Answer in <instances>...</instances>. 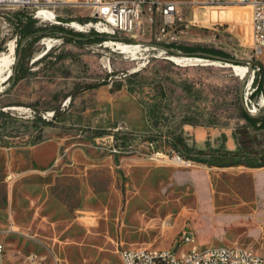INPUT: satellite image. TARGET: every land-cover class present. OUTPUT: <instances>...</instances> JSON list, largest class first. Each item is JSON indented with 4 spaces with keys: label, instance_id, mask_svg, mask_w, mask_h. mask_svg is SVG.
I'll return each instance as SVG.
<instances>
[{
    "label": "rangeland",
    "instance_id": "obj_1",
    "mask_svg": "<svg viewBox=\"0 0 264 264\" xmlns=\"http://www.w3.org/2000/svg\"><path fill=\"white\" fill-rule=\"evenodd\" d=\"M159 1L179 2L174 23L163 30L160 14L155 15L152 32L137 40L141 47L135 55L107 42L116 39L90 43L54 31L83 35L67 24L76 16L86 19L85 8H60V18L48 22L34 18L31 10L0 6V56L11 60V76L24 74L15 85L11 76L0 84L3 264H120L122 249L178 250L183 232L201 248L238 246L264 254V164L240 160L217 166L196 159L197 150L241 148L237 132L249 125L245 109L264 108L262 94L252 98L262 69L249 87L252 72L242 78L230 63L200 52L170 54L153 46L216 48L250 71L254 62L264 65V51L259 57L254 52L250 9L237 3ZM30 18L34 30L49 33L25 38L22 24ZM173 56L202 61L179 64ZM101 94L115 100L111 111L95 103ZM67 99V110L110 112V125L122 119L144 135V142L166 141L172 145L169 153L178 150L197 162L183 167L147 153L111 156L90 130L50 129L40 116L18 111L54 110L58 117ZM248 130L257 136L251 142L256 150L264 151V130ZM40 140L55 144V161L43 174L23 172L22 151Z\"/></svg>",
    "mask_w": 264,
    "mask_h": 264
},
{
    "label": "built area",
    "instance_id": "obj_2",
    "mask_svg": "<svg viewBox=\"0 0 264 264\" xmlns=\"http://www.w3.org/2000/svg\"><path fill=\"white\" fill-rule=\"evenodd\" d=\"M195 4L224 5L237 3L250 9L252 41L255 56L263 55L264 51V0H194ZM0 6L17 7L32 11L34 18L54 22L60 18L57 12L60 8H85L86 19L77 16L67 24L74 31L82 34L97 32L117 37L114 44L122 43L127 46L139 45L137 42L146 30L152 32L155 15L160 14L163 30L174 23L175 13L178 10L177 1L159 0H0ZM71 24V26H69ZM154 46V45H153ZM191 59V58H190ZM252 78L261 70V64L252 65ZM247 85V87H248ZM248 87V88H249ZM71 104L67 99L62 105L66 111ZM249 112H257L255 106L248 108ZM20 114L29 113L32 118L40 116L43 121L55 122L56 112L46 111L37 113L31 108L18 109ZM97 145L111 156H121V152L128 155L147 153L152 159L169 161L173 160L183 167H192L196 160L177 153H169L166 141L144 142V135L130 130L124 123L117 122L103 133L94 136ZM165 142V143H164ZM178 250L139 247L122 249L120 259L123 264H264V254L253 251L251 248L236 246V250H228V246H208L201 248L196 244L194 236L183 232L177 240ZM191 244V249L186 251L185 245ZM5 243L0 232V264L4 262ZM107 264V263H106Z\"/></svg>",
    "mask_w": 264,
    "mask_h": 264
},
{
    "label": "trees",
    "instance_id": "obj_3",
    "mask_svg": "<svg viewBox=\"0 0 264 264\" xmlns=\"http://www.w3.org/2000/svg\"><path fill=\"white\" fill-rule=\"evenodd\" d=\"M35 21L30 18L25 24H22L23 34L25 38L36 36L39 37L40 33H49V32H41L40 30H34ZM54 31L62 36H71L77 40L83 41L87 40L90 43L94 42H103L109 39H117L115 36H110L107 34H99L97 32H91L89 34H83L81 36L78 35H70L69 33L65 32L63 29H54ZM82 34V33H81ZM159 48H163L170 54H182V55H194L196 53H201L203 57L210 58L214 60H219L222 58L231 59L230 56L216 48H206V47H194V46H184L178 45L175 43L170 44H162V45H154ZM179 51V52H178ZM21 59V57H20ZM258 62H254L253 65L255 66ZM260 64V62H259ZM262 73L258 74L254 80L255 91L253 92L252 98H255L259 95H263L264 97V65L261 64ZM24 77V74L18 76L16 72L11 76L13 80V85H15L21 78ZM261 77V78H260ZM108 84L107 82L101 83L97 86L93 87H100L102 85ZM120 84L117 86V90H120ZM244 118L248 122V126L241 128L238 130V135H240L239 143L241 148L238 151H220V152H211L205 150H197L196 151V159L198 161L203 162H210L217 166L223 165H230L237 161L244 160L249 165H261L264 164V151L256 150L254 145L251 143L253 140L257 139V136H251L248 130L249 126L253 127L256 131L264 130V108L259 110L257 113H250L246 109L244 111ZM50 125V124H46ZM94 136L99 135L104 132V130H90Z\"/></svg>",
    "mask_w": 264,
    "mask_h": 264
},
{
    "label": "crops",
    "instance_id": "obj_4",
    "mask_svg": "<svg viewBox=\"0 0 264 264\" xmlns=\"http://www.w3.org/2000/svg\"><path fill=\"white\" fill-rule=\"evenodd\" d=\"M114 99H111L109 96L105 94H101L100 98L95 99V103L98 105H105L109 111L111 108V103L114 102ZM97 109L91 110V112H80L77 110H67L62 112L55 122H47L44 121V125L50 129H65L67 127L74 128H85L87 130H107L111 128L115 123L122 122L124 123L130 130L134 131L129 124L124 120H117L113 122L111 125V121L114 116L109 112L104 115L96 112ZM50 125H46V124ZM55 125H57L55 127ZM110 125V126H109ZM135 132V131H134ZM202 139L199 138L198 145H202ZM202 149V148H201ZM21 153V157L25 162L24 166H20L19 169H22L23 172H26L28 169L35 171L37 173L43 174L46 172L47 168L52 165L57 156V147L51 141L40 140L35 145L28 150H23ZM30 155V159L28 160L26 157ZM26 159V160H25ZM10 168L14 169L16 165L14 164V160L10 161ZM13 174L9 176V179L13 178ZM1 213V210H0ZM1 228V223H0ZM2 232V230H0Z\"/></svg>",
    "mask_w": 264,
    "mask_h": 264
},
{
    "label": "bare ground",
    "instance_id": "obj_5",
    "mask_svg": "<svg viewBox=\"0 0 264 264\" xmlns=\"http://www.w3.org/2000/svg\"><path fill=\"white\" fill-rule=\"evenodd\" d=\"M69 26H71V24H69ZM109 43H112L113 46L117 47L118 50L121 51V53L123 54H130V55H135L138 48H140L141 46L139 45H134L132 47L130 46H127V45H124L122 43H117V44H114L112 41H107ZM105 42V44L107 43ZM12 46V45H11ZM51 44L48 43V47H50ZM119 51V52H120ZM171 59L174 61V62H183V61H202V59H190V58H184V57H171ZM180 64V63H179ZM182 64V63H181ZM184 64V63H183ZM189 64V63H188ZM190 65V64H189ZM229 67H231L234 72L236 74H239L241 75L242 78H244L245 76H247V74L250 72L249 69L246 67V66H238V65H233V64H229L228 65ZM11 73H12V65H11V60L10 59H7L5 57H3L2 55L0 56V84L6 82V80H8V78L11 76ZM263 105V104H262ZM122 153V152H121ZM228 250H236V247H230L228 246ZM107 264H115V263H111V262H107ZM120 264H123L122 260H121V263Z\"/></svg>",
    "mask_w": 264,
    "mask_h": 264
},
{
    "label": "water",
    "instance_id": "obj_6",
    "mask_svg": "<svg viewBox=\"0 0 264 264\" xmlns=\"http://www.w3.org/2000/svg\"><path fill=\"white\" fill-rule=\"evenodd\" d=\"M219 60H221L222 62H225V63H231V64H233L234 62H235V60H233V59H227V58H222V59H219ZM252 70H253V68L251 67L250 68V72H252ZM245 83V82H244ZM250 83V81L248 82V84ZM248 112H249V110H247Z\"/></svg>",
    "mask_w": 264,
    "mask_h": 264
}]
</instances>
